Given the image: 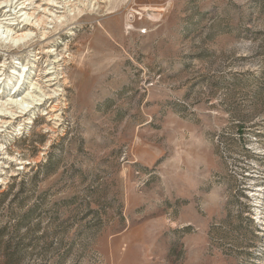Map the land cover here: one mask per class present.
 Segmentation results:
<instances>
[{
	"label": "rangeland",
	"instance_id": "1",
	"mask_svg": "<svg viewBox=\"0 0 264 264\" xmlns=\"http://www.w3.org/2000/svg\"><path fill=\"white\" fill-rule=\"evenodd\" d=\"M54 1L0 0V264H264V0Z\"/></svg>",
	"mask_w": 264,
	"mask_h": 264
},
{
	"label": "bare ground",
	"instance_id": "2",
	"mask_svg": "<svg viewBox=\"0 0 264 264\" xmlns=\"http://www.w3.org/2000/svg\"><path fill=\"white\" fill-rule=\"evenodd\" d=\"M50 2L52 3V5H54V3H55V1L54 0H50ZM70 2H71V6H70V8H72L73 9V11H77V14H75L74 16H73V18H69V21L68 22H73V21H75V19H77L83 12H84V9H81V7L80 6H78L79 4L78 3H76V4H74V0L72 1V0H69V2H67V3H69L70 4ZM82 2V1H81ZM85 2V1H84ZM88 2V1H87ZM72 3H73V5H72ZM55 4H57L58 5V3H55ZM78 4V5H77ZM84 6H85V4H83ZM94 5H95V3H94ZM96 6H97V12H99L101 9H103V7H102V5L101 4H99V3H97L96 4ZM93 8V7H92ZM47 9H45L44 11H46ZM51 10V9H50ZM88 11V10H87ZM102 11V10H101ZM49 12H51V11H49ZM51 14H53V13H51ZM56 14V13H55ZM83 15V14H82ZM85 16V15H84ZM83 17V16H82ZM81 17V18H82ZM61 18V15L60 16H55V19H60ZM81 18H80V20H81ZM36 21H37V23L38 24H45V23H47L46 21H45V18L44 17H41V16H38L37 18H36ZM53 21V20H52ZM76 23V22H75ZM67 24V23H66ZM71 24V23H70ZM78 25V24H77ZM130 24H128L127 23V27L129 26ZM56 26V25H55ZM73 26V25H72ZM58 27V26H57ZM61 27V26H60ZM61 28H63V26L61 27ZM61 28H59V29H61ZM102 31V30H101ZM16 34H18V31L16 32ZM48 34L49 33H46V32H44V33H42V35L44 36V37H46V36H48ZM19 37H21V38H26L27 37V35H25V34H21ZM47 39V38H46ZM46 41V40H45ZM34 44H35V41H34ZM59 56H61V55H59V54H57V57H55L56 58V60L54 61L55 63H58V66H62L60 63L61 62H63V63H65L66 62V58H62V59H60V57ZM61 61V62H60ZM61 75H63V83L64 84H66L67 83V78L64 76V73H61ZM17 94V92L15 93V95ZM16 98V97H15ZM36 101H38V102H42L43 100H36ZM42 105V104H41ZM56 111V110H55ZM48 115H50V116H53V114H52V109L50 110V111H48ZM57 117V116H56ZM49 129V128H48ZM21 153V152H20ZM7 155H9V156H11L8 152L6 153ZM5 154V155H6ZM23 156V155H22ZM22 156H19V157H11V158H13V159H11V160H14L15 159V162H17L18 163V165H22L23 167L27 164V162L26 161H24V158L22 157ZM8 160V159H7ZM13 162V161H12ZM11 162V163H12ZM29 163V162H28ZM3 164V163H2ZM7 166H8V164H7ZM21 166V167H22ZM4 167V166H3ZM6 170V169H5ZM9 170H10V167H9ZM15 171H16V169H15ZM20 171V170H19ZM8 173L9 172H5V174L6 175H8ZM14 173V172H13ZM9 177V176H8ZM5 178V177H4ZM5 181V180H4Z\"/></svg>",
	"mask_w": 264,
	"mask_h": 264
}]
</instances>
